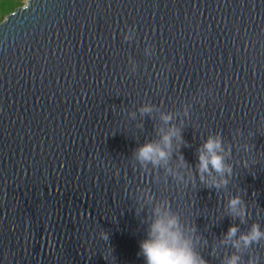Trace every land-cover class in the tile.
<instances>
[{
	"label": "water",
	"instance_id": "1",
	"mask_svg": "<svg viewBox=\"0 0 264 264\" xmlns=\"http://www.w3.org/2000/svg\"><path fill=\"white\" fill-rule=\"evenodd\" d=\"M0 264H264V0L7 15Z\"/></svg>",
	"mask_w": 264,
	"mask_h": 264
},
{
	"label": "trees",
	"instance_id": "2",
	"mask_svg": "<svg viewBox=\"0 0 264 264\" xmlns=\"http://www.w3.org/2000/svg\"><path fill=\"white\" fill-rule=\"evenodd\" d=\"M26 0H0V23L15 9L22 7Z\"/></svg>",
	"mask_w": 264,
	"mask_h": 264
},
{
	"label": "rangeland",
	"instance_id": "3",
	"mask_svg": "<svg viewBox=\"0 0 264 264\" xmlns=\"http://www.w3.org/2000/svg\"><path fill=\"white\" fill-rule=\"evenodd\" d=\"M27 0L25 1V4H26Z\"/></svg>",
	"mask_w": 264,
	"mask_h": 264
}]
</instances>
